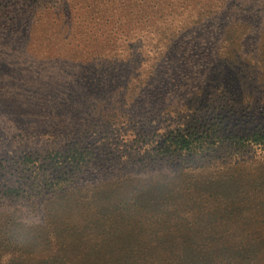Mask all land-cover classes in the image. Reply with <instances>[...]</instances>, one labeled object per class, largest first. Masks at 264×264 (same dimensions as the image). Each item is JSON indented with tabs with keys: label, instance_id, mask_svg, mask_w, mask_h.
I'll return each mask as SVG.
<instances>
[{
	"label": "rangeland",
	"instance_id": "1",
	"mask_svg": "<svg viewBox=\"0 0 264 264\" xmlns=\"http://www.w3.org/2000/svg\"><path fill=\"white\" fill-rule=\"evenodd\" d=\"M189 127L264 131V0H0V264H264V150Z\"/></svg>",
	"mask_w": 264,
	"mask_h": 264
},
{
	"label": "trees",
	"instance_id": "2",
	"mask_svg": "<svg viewBox=\"0 0 264 264\" xmlns=\"http://www.w3.org/2000/svg\"><path fill=\"white\" fill-rule=\"evenodd\" d=\"M144 76L139 77V81H143ZM209 131L207 133H197L193 128H187L184 132L171 131L166 136L163 145L157 148V156L164 158L180 159L183 156L188 157L189 160L193 158H202V156H209L211 153L223 152V149H228L226 154L232 151L230 155L231 162L235 164L237 157L246 159L252 154L254 150H264V131L249 133L247 135H221L220 133ZM92 152L87 149H81L76 143L71 154L66 155L65 160L71 163L70 168L82 169L91 159ZM230 162V163H231ZM61 166L56 164V167ZM43 167V166H41ZM62 167V166H61ZM237 167V166H236ZM29 168L28 170H31ZM26 169L23 168L22 171ZM53 185V184H52ZM20 189L13 186H5L0 189V193H8V196L20 194Z\"/></svg>",
	"mask_w": 264,
	"mask_h": 264
}]
</instances>
